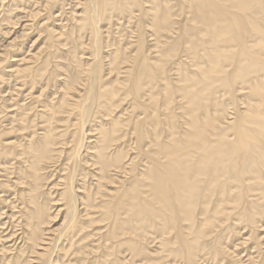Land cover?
<instances>
[{"label": "bare ground", "instance_id": "obj_1", "mask_svg": "<svg viewBox=\"0 0 264 264\" xmlns=\"http://www.w3.org/2000/svg\"><path fill=\"white\" fill-rule=\"evenodd\" d=\"M85 1L82 12L73 16L76 24L68 39L75 49L70 53L78 48L74 34L89 32L95 60L66 82L58 102L44 105L39 115L42 135L34 131L24 143L0 146V157L11 162L12 175L8 183H0V219L12 224L17 214L21 239L27 244L22 251L41 260L52 255L53 248L48 251L45 246L47 237L62 230L69 245L60 243L61 250L72 251L74 264L240 263L230 260L226 245L231 234L239 233V225L249 228V240L263 245L259 229L264 227V0ZM37 13L28 11L32 17ZM115 16L136 19L132 32L137 36L125 43L131 50L118 45L109 54V73L119 77L129 65L124 80L104 82L108 68L100 59L101 26ZM61 34L50 29L49 44L55 46ZM29 69H13V74L24 77ZM172 69L174 80L169 76ZM42 75L40 69L35 71L31 81L35 84ZM80 85L84 93L72 100ZM125 95L131 98L132 110L114 114ZM87 103L98 117L88 112ZM96 118L93 134L87 122ZM26 120L20 119L23 129L30 126ZM13 160L20 164L18 169L13 170ZM49 165L57 181L45 191ZM7 187L16 188L19 205L4 198ZM44 194L53 198L46 202ZM57 219L60 226L53 228ZM95 230H100L101 243L85 250L90 241H83L99 234ZM156 241L158 248L150 252L155 246H148ZM123 252L128 259L121 258ZM6 259L4 264L21 263L20 255Z\"/></svg>", "mask_w": 264, "mask_h": 264}, {"label": "rangeland", "instance_id": "obj_2", "mask_svg": "<svg viewBox=\"0 0 264 264\" xmlns=\"http://www.w3.org/2000/svg\"><path fill=\"white\" fill-rule=\"evenodd\" d=\"M14 2H16L15 5H14ZM42 2L44 3L43 5H42ZM84 2H86V1L85 0H73V1L72 0H58L57 3L54 2L53 4H50V5L46 6L45 0H36V1L35 0H32V1L31 0H27V3H26V0L25 1L24 0H0V18H1L0 19V65L3 66V68H2V66H0V72H1L0 73L1 74L0 75V77H1L0 80H2V81H0V132L2 131L0 133V137H1L0 138V141H1L0 142V144H1L0 146L8 148L12 141L13 142L17 141L16 143H18V144L24 143L26 138L28 139V138H30L32 136L30 134H32L34 131L37 132V135H42V134H40V132L43 133V130H41L39 128L41 127V125H43V123H41L42 119L40 118V116H41L40 114H42L45 111L46 107L44 105H46V103H52L51 101H53L54 104L56 102H58L59 98L62 96V93L64 92V89L66 87V82L68 83V82L72 81V79L75 77V74H76V72L78 71V69L80 67L83 66L84 68H87L89 65L92 64V62H94L95 58H94V56L92 54V51H91V48H90L91 44H90V33L89 32L83 31L80 34L79 33L78 34L77 33L74 34V36L77 38V46H78V48H76L77 52H75L74 54L70 53L72 51V49H75L74 48L75 43H73L72 41H70L68 39L69 34L71 33L74 25L76 24L75 20L73 19V16L75 15V12H76V15H79L80 12H82L84 4H81V3H84ZM36 7L39 8V9H37ZM28 8L31 11L33 10V11L39 13V14L37 13V16H35L37 19H33L35 17H32V16H30L28 14V11H29ZM48 9H49V11H48ZM13 10H15V12ZM21 10H23V11H21ZM41 12H43V13H41ZM13 13H15V15ZM21 14H22V16H21ZM28 16H30L31 18L29 19ZM14 17H16L17 19L16 18L14 19ZM38 17H39V19H38ZM9 18H11V20ZM18 18L21 19V20H19ZM9 20H10L11 24L9 23ZM23 20L24 21L26 20V21L24 22ZM135 20L136 19L129 20V17H127V16L126 17H124V16H115L113 18V20H112V23L109 24L106 21L105 22L108 25L105 22L102 23V26H101L102 36L101 37H102V40H104V43L102 41V44H100V48L102 49V54L100 56V59H103L104 68L106 70L108 68V70L104 72V78H103L104 82H106V81L109 82L110 80H113V79H116V78H118L120 80H124V77H125L126 73H124L123 71L127 70L129 65H127V64L124 65L125 68L121 69V73L119 74V77H118L117 73L115 74V72L114 73H109V59H110L109 54H110V51L115 49L116 46H118V45L119 46L122 45L124 47L127 46L128 47L127 48L128 51L131 50L130 49V44L128 45V44H125V43L128 42V40H132V41L136 40V36L137 35H136V33L132 32V30L136 31V26H135V23H134ZM12 21H13V23H12ZM54 22H57V23H54ZM15 23H17V24H15ZM103 24H105V25H103ZM65 25H66V27H65ZM50 29L56 30L57 33H60V32L63 33V34H61V37H59V38L57 37V41H55V46H51L49 44V41H48V38H49L48 34H49V30ZM7 32H9V33H7ZM2 33H4V34H2ZM17 35H19V36H17ZM109 38L113 39L114 42L112 40H111L112 43L111 42H107L106 40H108ZM150 39H151V37H148L147 41H148L149 45H151L153 43L152 41H149ZM106 42L110 43L111 46L106 45ZM87 43H88L89 46L87 45ZM114 43H117V44H114ZM112 44H114V45H112ZM25 57H26V59H25ZM60 65H61V67H60ZM23 68H31V69H29L30 72L28 74H26L24 77L23 76L19 77L18 75L16 76V73L13 74V72H14L13 69H23ZM39 69H40L41 72H43V75L40 78H38L37 82L34 84L31 81V76H32V74L35 71H37ZM169 76L173 80L177 77V75H176V73H175V71L173 69L169 72ZM49 80H50V83H48ZM20 81H21V83H20ZM52 81H53V84H52ZM54 81H57V82H54ZM80 87H81V85L79 86V88L77 90L78 92L77 93L75 92L71 96L72 100L78 99L80 97V95L84 93L83 86L81 88ZM57 88H59V90ZM37 96H39V97H37ZM122 98H123V100H122V102L120 104L121 106L116 110V112H114V114L118 113L117 115H120L119 112H123V113L126 114L127 112H130L132 110V106H131L132 102L130 101L131 98L126 96V95L123 96ZM87 104H88L87 108L89 110L88 112L89 113L91 112L93 115H97V117H98L100 114H96V113L92 112L93 110L90 109V108H92L91 104L90 103H87ZM22 105H24V107ZM41 105H42V107H41ZM12 106H14V107H12ZM26 107L29 110H27ZM123 107H125V110H124ZM21 108L22 109L24 108L23 109L24 112L22 111ZM33 108L36 109V110L34 111ZM18 110L19 111L21 110V111L19 112ZM31 110H32V112H31ZM37 110H39V111H37ZM41 110H43V111H41ZM36 111H37V113H35ZM27 112H28V114L26 116ZM231 112H233V111H231ZM32 113H33V115H32ZM34 114H35V116H34ZM63 115L66 116V113L63 114ZM10 116L12 117V119H10ZM23 116H25V117H23ZM29 116H30V118H29ZM7 117H8V119H7ZM23 118H25V120L27 119L26 122L30 124V126L28 125L29 126L28 129H23V127L20 125V122H21L20 119H23ZM28 120H30V121L28 122ZM40 120H41V122H40ZM72 121H75V120H72ZM98 121H99L98 118H96L95 122H91L90 119H88L87 126L89 125L88 126L89 129L92 130L91 124H92V126H94L95 124H97L96 122H98ZM18 122H19V124H17ZM4 125L6 127L7 126L8 127L6 128ZM15 125H17V126H15ZM87 126H86V128H88ZM32 127H33V129H32ZM12 128H13V131H12ZM72 128L74 129V126H71L69 128V131L70 130L73 131ZM94 128H96V127L94 126ZM62 129L64 130V128H62V127L59 128V130H62ZM30 130H33V131L31 132ZM91 132L93 134L95 133L94 130H92ZM12 133L15 136L11 135ZM91 138H93V137H91ZM22 139H23V141H22ZM0 160H1L0 161L1 162V164H0V174H2V175H0V181H1L0 183L6 184V183H8V180L10 179V177H12V175H10V168H11L10 163L11 162L10 163L9 162L5 163L4 159L1 158V157H0ZM13 163H14L13 164V170H14V168L18 169L19 168L18 165L20 166V164L16 163V160H13ZM59 163H61V160H60ZM50 165L45 171L46 173L49 171L47 173V178H48L47 183L48 182L49 183L44 188L45 191L49 190L48 189L49 185H51V186H49V188H50V187L53 186L52 183L57 181L56 176L53 177V178L51 177V174H52L51 171L54 169V167L52 168V167H50ZM2 167H4V168H2ZM2 169L4 171H2ZM55 174H57V172ZM15 176H17V175L13 174V180L16 182ZM14 181H13V183H14ZM14 189H16V188L12 189L10 187H7L6 190H8V192H6V193L4 192L5 193L4 198L7 196V199L13 200V202L15 201V204L19 205V203L16 202V200L18 198V195L14 194ZM9 190L10 191L13 190V194ZM10 194H12L13 197ZM54 195H56V193H54ZM14 196L16 197V199H14L15 198ZM50 197L53 198V195L52 196H49L47 194L43 195V199L46 202H49V199H52ZM54 198H57V195H56V197L54 196ZM60 206L61 205H59L58 207H60ZM17 208L19 209V207H17ZM17 208L16 209L14 208V210H13V211H15V214H16V210H18ZM55 208H56V206H55ZM55 208H53V209H55ZM6 210L10 211V208L7 207ZM53 211L55 213V210H53ZM0 212H1V210H0ZM6 215L7 214H5V216ZM15 216L16 217L13 218V223L12 224L8 221V219H2V220L0 219V223L7 222V224H8L7 226H6V224L5 225L2 224V226L0 224V227H1L0 228V232L2 230V232L0 233V241H1L0 242L1 243L0 244V251H2V253H0V254L3 255V256L0 255V262H2L0 264H4V262L6 263L7 262L6 261L7 257L10 258L11 256H13V258H16V256H18V255H20V257H21V263L20 264H25V263L26 264H28V263L29 264H36V263H38L39 260H40L39 264H41V263L44 264V262H45V264H54V263L57 264V262L59 264H67V263L68 264L69 263L70 264H74L73 263L74 262V260H73L74 259L73 258L74 254L71 253L72 251L69 252V253H65L63 250H61V247H62L61 244L63 246H67V247L69 245V241H67V240H65V238H63L64 235L62 233V230L54 231L53 233H51V235L49 237H47L48 239H47V243H46L45 246L46 247L49 246L48 247V251L51 248H53V249H51L49 251V255L52 254L53 256L50 255V258H46L47 260L46 259L41 260L42 258L40 256L38 257L36 254H33V253H31L30 251H27V250L24 253V251H22V249L25 248L27 244H26V241L21 239L20 233L22 232V230H21L22 226L20 224H18L17 214ZM56 221L54 222L53 228L54 227L56 228V227L60 226L61 221L58 220V219ZM9 224H11L10 225L11 227H9ZM14 225H16L15 226L16 229L14 228ZM5 229L6 230L9 229L8 232L5 231ZM102 229L103 228H101V231H102ZM238 229H239V233H237L234 237H233V234H231L230 235L231 239L228 240L229 243L228 244L226 243V245H228V252L231 251L230 253H232V254H230V260H232L234 262L236 260L237 261L240 260V263H236L235 262L233 264H243V263L244 264H251L252 262L254 264H260L262 261H263L262 264H264V254H262V253H264V230H263L264 227L263 228L261 227V229H259V230H262L260 232H262V234H263V236L260 235V238H261L260 243L263 244V245H261V247H260V245L256 244L257 243L256 239L254 240V238H253L252 240H249L248 237L251 234L250 231H249V228H248V230L245 231L244 229H247V228H244V225L241 224V225L238 226ZM15 231H16V233H15ZM98 231L100 232V230H98ZM98 231L95 230L96 233H99ZM5 232H6V234H5ZM10 232L13 233L12 237H11V233ZM8 233L10 234L9 236L11 238L8 237V235H7ZM14 235H15V237H14ZM99 235H101V234L99 233V234L94 235L93 237H91V239L83 241L85 244L88 241H90V243L88 242V244L86 246L87 248L85 250L89 251V250L92 249L93 246H98V244L101 243V240H100V242L97 240L100 237ZM7 237H8V239H7ZM14 238H15V240H14ZM9 240H10V242H9ZM239 240H241V242ZM244 241H248V243L244 244ZM252 241H253V243H252ZM255 241H256V243L254 244ZM2 242H4V243H2ZM83 242H78V243H83ZM24 243H25V245H24ZM57 243H58V246H56ZM152 243H155V244H151V243H150V245L148 244L149 245L148 246V250L151 249L150 252L154 251V253H155V251H156L155 249L158 248L157 247L158 244H157V241L156 242H152ZM231 244H233V245H231ZM8 245H9V248H8ZM248 245H251V246H248ZM254 245H255V248L253 250ZM2 246H4V247H2ZM12 246H14V247H12ZM151 246H155V247H151ZM230 246H233V247H230ZM256 246H257V248H256ZM242 249L244 251H242ZM3 250H5L6 252L3 251ZM9 250H10V252H9ZM59 250H60V252H59ZM249 250H250V252H249ZM14 251H15V253H14ZM259 251H261V252H259ZM3 252H5V253H3ZM54 252H56V253H54ZM247 252H248V257H247ZM6 253H7L8 256L6 255ZM11 253H12V255L10 256ZM13 253H14L15 256L13 255ZM238 253H240V254H238ZM241 253H244V254H241ZM66 254H67V256H66ZM237 254L239 255V257H238ZM251 254H253L254 256L251 255ZM88 256L90 258H93L94 255H93V253H91ZM120 256H121L122 259L125 258V260H126V259H128L127 257L130 256V255H126V252L125 253L123 252V253H121ZM232 256H235V257H232ZM252 256H253V260H252ZM261 256H263V258ZM256 257H257V259H255ZM234 259H236V260H234ZM49 262H51V263H49ZM241 262H243V263H241ZM176 264H178V263H176ZM179 264H180V262H179ZM202 264H204V263H202ZM223 264H230L229 260H226Z\"/></svg>", "mask_w": 264, "mask_h": 264}]
</instances>
